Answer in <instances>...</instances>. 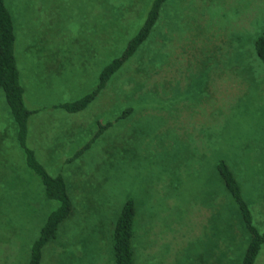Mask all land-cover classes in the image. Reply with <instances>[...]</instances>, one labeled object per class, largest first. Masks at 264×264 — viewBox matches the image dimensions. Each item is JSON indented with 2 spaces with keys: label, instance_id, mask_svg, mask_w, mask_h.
Here are the masks:
<instances>
[{
  "label": "rangeland",
  "instance_id": "rangeland-1",
  "mask_svg": "<svg viewBox=\"0 0 264 264\" xmlns=\"http://www.w3.org/2000/svg\"><path fill=\"white\" fill-rule=\"evenodd\" d=\"M153 1L6 0L26 103L37 111L28 147L65 177L75 204L42 264H114L112 233L129 200L139 209V264H243L250 234L218 181L221 161L264 231V65L254 46L264 0H168L86 110L55 108L97 87ZM17 132L0 88V264H29L52 211Z\"/></svg>",
  "mask_w": 264,
  "mask_h": 264
},
{
  "label": "trees",
  "instance_id": "trees-1",
  "mask_svg": "<svg viewBox=\"0 0 264 264\" xmlns=\"http://www.w3.org/2000/svg\"><path fill=\"white\" fill-rule=\"evenodd\" d=\"M167 1H153L147 18L138 34L129 42L123 56L115 59L103 69L99 83L91 93L76 102L60 104L55 106V108L68 113H80L86 110L99 97L126 62L134 57L141 46L150 38L162 16V11ZM8 7L6 0H0V88L4 92L7 106L16 123L18 129L16 141L24 152L26 165L44 187L40 203L42 206L47 207L48 205L49 208L52 207V211L46 219L40 237L35 242L30 256L29 264H42L44 249L49 243L58 239L62 225L75 213V204L69 194L65 177L62 175L56 177L50 175L38 160L36 153L28 147L29 124L32 116L37 111L30 110L26 103V90L21 81L16 55L17 36L15 24L12 11ZM254 46L256 57L264 65V36L255 39ZM208 77H210L209 74ZM215 169H217L218 181L223 183L227 193L233 198L241 214L242 221L250 234V242L243 264H256L264 246V231L259 230L255 226L253 214L243 197L242 183L229 165L221 161L216 165ZM138 225L139 209L133 200H129L123 207L112 233L114 264H139L135 246V241L138 238Z\"/></svg>",
  "mask_w": 264,
  "mask_h": 264
}]
</instances>
